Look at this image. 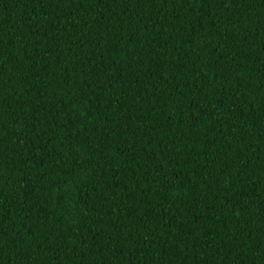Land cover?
Here are the masks:
<instances>
[{
	"label": "trees",
	"instance_id": "16d2710c",
	"mask_svg": "<svg viewBox=\"0 0 264 264\" xmlns=\"http://www.w3.org/2000/svg\"><path fill=\"white\" fill-rule=\"evenodd\" d=\"M0 264H264V0H0Z\"/></svg>",
	"mask_w": 264,
	"mask_h": 264
}]
</instances>
